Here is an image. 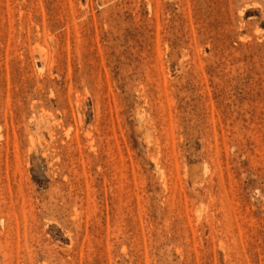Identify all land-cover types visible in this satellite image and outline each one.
<instances>
[{"label": "rangeland", "instance_id": "374dc122", "mask_svg": "<svg viewBox=\"0 0 264 264\" xmlns=\"http://www.w3.org/2000/svg\"><path fill=\"white\" fill-rule=\"evenodd\" d=\"M0 264H264V0H0Z\"/></svg>", "mask_w": 264, "mask_h": 264}]
</instances>
